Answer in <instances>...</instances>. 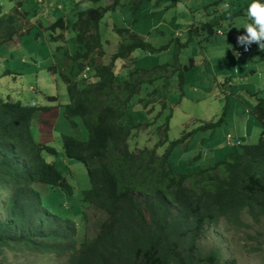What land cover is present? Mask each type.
<instances>
[{"label":"trees","instance_id":"16d2710c","mask_svg":"<svg viewBox=\"0 0 264 264\" xmlns=\"http://www.w3.org/2000/svg\"><path fill=\"white\" fill-rule=\"evenodd\" d=\"M37 1L19 0L10 13H5L0 5V52L5 43L20 34V21L38 13L32 8ZM121 1L76 10L70 23L75 33L73 51L64 47L62 52V58L68 59L78 74L85 66L90 67V81H84L82 87L73 77L60 73L69 95L64 117L74 127L75 118H79L87 131L84 141L69 136H62L61 141L66 159L82 162L87 171L90 187L82 193L81 201L87 204L83 226L43 206L41 195L34 188L35 184H43L61 188L68 195L74 191L55 165L43 157L44 152L54 155L56 150L36 142L31 132L38 106L0 98V256L7 249L16 254L66 257L64 264H238L234 258L225 257L219 247L203 240L212 232L219 236L214 231L221 225L235 231L247 228V220L264 231V98H255L251 110L262 124L256 143L240 144L238 151L228 152L213 165L177 172L172 150L193 131L170 142L159 155L157 149L166 142V135L150 145H140L137 139L143 128L153 129L154 118L134 124L122 122L141 85L155 77L140 78L138 73H145L144 70L134 67L122 79L114 71L115 62L129 58L136 50L152 53L164 47L157 49L136 32L115 27L117 34L127 37H123L124 43H119L109 62H103L99 22ZM130 2L134 13L142 7V0ZM191 2L197 7L192 12L203 13L204 18L189 25L187 40L181 44L177 39V47L188 45L195 35L216 36L219 30L237 41L245 33L246 23L251 22L247 8L253 0ZM46 5L52 9L40 20H46L45 29L50 30L52 40L65 43L66 20L58 12L63 10L62 3L46 0ZM55 12L57 17L52 19ZM40 20L37 25L42 29ZM32 27L35 26L28 27V33ZM251 47L255 58L251 53L243 57L250 62L264 61V50L257 44ZM15 68H3L0 76L23 75ZM179 77L182 79L181 73ZM148 105L147 100L141 109L146 111ZM166 107L162 103V109ZM169 118L167 115L161 125L163 133L168 130ZM219 122L200 129L213 130ZM88 210L93 212L91 221Z\"/></svg>","mask_w":264,"mask_h":264},{"label":"rangeland","instance_id":"374dc122","mask_svg":"<svg viewBox=\"0 0 264 264\" xmlns=\"http://www.w3.org/2000/svg\"><path fill=\"white\" fill-rule=\"evenodd\" d=\"M17 1L19 0H0V5L10 13ZM60 1L63 10L58 12L63 13L66 20L65 43L50 38V30L45 29L48 26L46 20H40L43 26L41 29L37 25V20L27 23L23 19L20 22L24 24L22 26L24 29L30 25L35 27H32L29 33L15 36L8 42V48L3 49L0 72L6 65L9 69L16 67V71L22 72L23 75L16 82H13L11 77L0 78L2 82L0 92L13 89L12 98L19 99L25 105L54 106L59 110V105L69 103L67 88L60 73L73 77L79 86L83 85L76 69H72L68 59L62 58L64 47L73 51L75 45V33L70 28L74 12L79 9L107 6L111 3V0ZM130 1L122 0L115 11H107L100 20L98 28L105 52L103 57L105 63L109 62L119 43L121 41L124 43L123 37H127L126 34H117L115 27L137 31L155 48L164 47L152 53L136 50L131 54V59H119L114 65V71L122 79L128 77V70L133 67L144 70L145 73H138L140 78L155 77L152 82L146 81L141 85L140 92L130 101L128 114L122 119L124 124L146 122L149 118L155 119L153 129L146 127L138 132L137 139L140 145H150L166 135V142L157 149L160 155L169 147L170 142L179 139L185 132L193 131L185 142L178 143L173 148L171 155L175 170L185 172L195 171L198 167H207L223 160L228 152L238 151L240 144L256 143L261 135L262 124L251 110L255 98H264V61L256 59L250 62L247 67L253 70L252 73L247 70L240 75L232 76L231 73H227V64L218 60L217 56L220 57V54L216 53L217 50H223L233 44L234 41L229 39V35L217 38H213L214 36L208 38L205 34L195 35L188 45L176 46L177 39L181 44L185 43L189 25L198 22L203 15V13H192V8H197L191 2L193 0L190 2L142 0V7L135 13L132 12ZM75 2L78 5H75ZM40 6L41 4L35 2L32 8L39 12L40 8L37 7ZM58 12H55L52 19L57 17ZM214 40L216 45L212 46ZM58 46L63 48L58 49ZM13 51L15 52L12 57L10 54ZM253 53L252 49L251 55L255 58L256 55ZM191 59L194 62L193 67ZM50 64L56 65L58 74H52L48 69ZM180 73L182 79L179 77ZM51 96L57 98L56 102H49L48 97ZM140 99H144L142 103L149 101L146 111L141 109ZM164 102L167 107L162 109ZM62 112L63 108L60 109L56 124L52 127L57 131L52 129L46 131V136L41 139L44 141L43 144L53 147L56 153L51 155L44 152L43 157L47 162L53 163L73 186V195L66 194L58 187L43 184H35L34 188L40 193L43 206L54 214L70 218L81 225L83 212L87 206L81 201L82 193L89 189V179L82 162L66 159L64 156L61 148V133L84 141L87 138V131L82 134L78 128L68 124ZM167 115H170L168 130L163 133L161 125ZM218 121L220 122L213 130L200 129L205 124ZM34 124L37 125V122ZM159 126H161L160 133L157 131ZM38 134L36 133L35 137L40 142ZM145 138H149V141ZM88 214L91 221L93 212L88 210ZM247 224L249 227L239 231L229 230L226 225H221L214 231L219 236H213V232L209 233L203 243L219 247L225 257L234 258L238 264H264V231L249 220ZM2 259H5L2 264H63L65 262V258L9 252H6Z\"/></svg>","mask_w":264,"mask_h":264},{"label":"clouds","instance_id":"9594fccd","mask_svg":"<svg viewBox=\"0 0 264 264\" xmlns=\"http://www.w3.org/2000/svg\"><path fill=\"white\" fill-rule=\"evenodd\" d=\"M37 2L39 4H41L40 10H39V12L34 17H32L29 20H26L27 23H29L32 20L39 21L43 16L47 15V13L50 12V10H51L46 5V0H38ZM5 13H7V12L5 11ZM247 17H248V19L251 22L246 23V25L244 26L245 33L242 34V35H239L237 37L238 49L235 51V54H236L237 57H243V56H246L247 54H250L252 52V47H251L252 44H257L261 50H264V3H261L260 0H253V2L247 8ZM201 18H204V15H202ZM194 23H196V22H194ZM194 23H192V24H194ZM21 24H22V22H21ZM27 30H28V28L27 29H24V27H22V29L20 30V34H26V33H28ZM65 33L66 32L64 31V38H65ZM218 34H220V30L217 32V35ZM142 39L144 40V38H142ZM145 41H147V40H145ZM242 47H243L244 51H248L249 49L250 50H249V52L244 53L241 56H238L239 55L238 52H239L240 48H242ZM127 59H131V58L129 57ZM131 63H132V61H131ZM52 67H54V68H52V69H49L48 68L52 72V74H58V72L56 70V68H57L56 65H53ZM131 70H128V71H131ZM89 72H90V67L89 66H85L80 71V73H79L83 85L86 83V82L84 83V81H86V80L87 81H90V78H88V75H89L88 73ZM9 75L10 74H8V75H1L0 78L9 77ZM13 75L14 76H21V75H16V74H13ZM0 84H2V82H0ZM83 85H81L79 87H82ZM31 89L32 90H35V88H31ZM13 93H14V90L13 89H10V91H7V92H0V96H3V97H0V98H2L4 101H9V102L19 101L21 104H23L19 99L16 100L15 98H12V94ZM48 100H49V102H56L57 98H54L53 96H51V97H48ZM23 105H25V104H23ZM27 105H31V104H27ZM35 105L38 106L37 107L38 109L36 110L35 115L33 117V120L31 122V132H32V134H33L36 142H38V141L36 140L35 135H36V133H39L37 137L40 140V143H42L44 141H41V139L44 138V136H46V131L51 130L52 127L55 126L56 120L54 118L58 117V114H59V111H60L61 108H63L62 116L64 117V106L66 104L65 105H59V107H58L59 110L57 108H55L54 106L52 107V106H42V105L34 104V106ZM49 111H52L51 116H50L52 118V120L45 118V114H47V113L49 114ZM37 116H39V117H37ZM65 120L68 121L66 118H65ZM75 120H76L75 123H77L76 124V128H78L79 131L82 134H84V132L86 130L84 128V125L82 123V120H80L79 118H75ZM35 122H37V125L34 124ZM68 124H69V121H68ZM52 131H55L56 132L57 130H54V128H53ZM62 136H69V135H67L65 133H61V141H62ZM69 137H72V136H69ZM228 139H230V136L229 135H228ZM61 148H62V145H61ZM62 151H63V149H62ZM83 224H84V222L81 225L78 224V226L81 227V226H83ZM6 252L16 254V253L11 252V251H9L7 249H4L3 254L0 256V259L2 260V263L5 260V259H2V257L6 254ZM25 253L34 254V253H29V252H23V253H20V254H25ZM35 255H38V254H35ZM41 256H49V255H41ZM62 258H65V261H66V257H62Z\"/></svg>","mask_w":264,"mask_h":264},{"label":"crops","instance_id":"0c3cea01","mask_svg":"<svg viewBox=\"0 0 264 264\" xmlns=\"http://www.w3.org/2000/svg\"><path fill=\"white\" fill-rule=\"evenodd\" d=\"M185 1V0H184ZM189 2L191 1V0H188ZM49 7V6H48ZM52 9V8H51ZM191 13V12H190ZM193 13V12H192ZM191 13V14H192ZM197 13V12H196ZM198 14V13H197ZM51 17V16H50ZM194 23V22H193ZM192 24V23H191ZM134 32H136L140 37H142V38H144V36H142L141 34H139L137 31H134ZM200 35V34H199ZM220 36H224V37H227V36H225L223 33H221V31H220V34H218V35H216V36H214L213 38H217V37H220ZM211 37V36H210ZM210 37H208V38H210ZM232 41H234L233 42V44L232 45H228V46H226V48H224L223 50H217L216 51V53H217V55H219L220 54V57L219 56H217V59L218 60H220L221 62H224L225 64H227V73H231L232 74V76H237V75H240V74H242V73H244L245 71H247V70H249V67H247V65L250 63V60L247 58V60H246V58L245 57H242V58H239V57H237L236 56V54H235V51L238 49V44H237V41H235V40H232ZM10 42V41H9ZM227 44H230V43H227ZM226 44V45H227ZM216 45V43H215V40L213 41V44H212V46H215ZM8 48V43H5V45L1 48V52H0V58H2V53H3V49L4 48ZM9 51V50H8ZM12 51V50H11ZM14 52L15 51H13V52H11V56L13 57V54H14ZM220 52V53H219ZM17 56V55H16ZM15 56V57H16ZM251 57H253V56H251ZM250 57V58H251ZM24 59H22V61H23ZM201 61V60H200ZM199 61V62H200ZM26 62V61H25ZM193 62V61H192ZM198 62V63H199ZM193 65L194 64H192V67H193ZM7 69V66L6 65H4V69ZM4 69H3V71H4ZM238 70V71H237ZM14 71H16V68L14 69ZM249 72H253V70H249ZM9 77H11L12 78V80H13V82H16L17 80H18V78H20V76L18 77V76H14L13 74H10L9 75ZM31 88V87H30ZM51 113H52V111H49V114L47 113V114H45V118L46 119H50V120H52V118L50 117L51 116ZM37 117H39V116H37ZM57 118L58 117H56V118H54L56 121H57Z\"/></svg>","mask_w":264,"mask_h":264},{"label":"built area","instance_id":"2783aa9c","mask_svg":"<svg viewBox=\"0 0 264 264\" xmlns=\"http://www.w3.org/2000/svg\"><path fill=\"white\" fill-rule=\"evenodd\" d=\"M249 50H250V49H249ZM249 50H248V51H244L243 47L240 48V50H239V52H238V53H239L238 56H241L242 54L249 52Z\"/></svg>","mask_w":264,"mask_h":264}]
</instances>
